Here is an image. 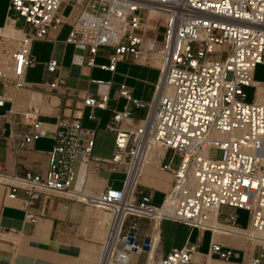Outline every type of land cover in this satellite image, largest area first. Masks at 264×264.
<instances>
[{
	"label": "built area",
	"instance_id": "2783aa9c",
	"mask_svg": "<svg viewBox=\"0 0 264 264\" xmlns=\"http://www.w3.org/2000/svg\"><path fill=\"white\" fill-rule=\"evenodd\" d=\"M66 25L70 31L65 43L88 49V67L114 73L121 61L139 62L159 70L160 78L149 103L120 84L119 96L126 105L112 111L106 125L116 135L110 159L93 156L96 132L81 122L84 108L92 109L90 119H95L94 109H108L105 94L87 96L75 113L57 118L46 176L0 168V185L8 197L25 194V221L36 223V201L51 195L106 211L110 220L104 264H127L129 255L149 253L158 220L160 226L172 221L212 237L226 228L252 230L254 247L264 251V96L257 97L264 82L254 80L257 66H264V0H9L0 27V132L8 125L5 138L13 155L49 133L39 120L41 108L15 109L5 87L37 91L48 99L55 92H68L59 75L39 83L26 80L35 64L34 43H56ZM9 29L20 33L4 35ZM102 48L113 53L108 64L98 65L95 59ZM45 68L52 75L61 64L51 58ZM245 88L254 89L251 102ZM135 110L144 115L135 118ZM155 148L164 151L160 169L172 176L160 205L154 202L153 189L138 182ZM212 149L222 150L223 158L211 160ZM79 163L92 164L95 175L103 165L110 174H124L121 188L110 185L95 194L73 190ZM238 210L249 213L246 227L238 224ZM141 221L148 223L147 233ZM233 254L234 249L218 241L210 242L205 255L199 242H187L160 256L158 264H208L209 259L229 261ZM197 255L202 257L199 262ZM251 264H264V253Z\"/></svg>",
	"mask_w": 264,
	"mask_h": 264
},
{
	"label": "crops",
	"instance_id": "0c3cea01",
	"mask_svg": "<svg viewBox=\"0 0 264 264\" xmlns=\"http://www.w3.org/2000/svg\"><path fill=\"white\" fill-rule=\"evenodd\" d=\"M9 0H6V9ZM4 23V22H3ZM70 27L66 25L60 33L57 34V42L39 41L34 43L32 47V56L35 59V64L27 70L26 80L31 83H39L44 80L52 81L58 75L63 77L69 87L67 93L62 94L55 92L48 99L45 95L37 91L29 89L16 90L11 85L5 87V94L11 98L14 108L20 111L28 110L31 106H39L42 110L39 120L45 125L49 135L43 137L28 149H21L13 155L7 148L6 136L8 135V125L4 127V134L0 132V168L7 169L10 173L23 174L27 171L39 173L46 176L49 171V152L54 147L53 136L56 132L57 118L61 115H72L76 111V107L81 105L82 100L87 96H102L109 95L108 109H94L93 114L95 119H90L89 115L92 112L90 108H84L82 111V126L86 129H91L96 132L95 147L93 156L102 159H110L113 156L115 145V133L108 131L106 125L109 123L112 111H122L126 105V101L119 96V86L125 83L132 90L133 96L143 102H152L156 95L157 84L159 76L152 72L155 68L144 66L139 62L121 61L117 64L114 73L103 71L98 67L90 68L87 65L89 59V51L87 48H76L73 45L65 43ZM113 50L110 48H102L96 56V63L108 64L109 58ZM55 58L61 64V68L54 74L46 72L45 64L51 59ZM157 70V69H156ZM102 80L105 82L111 81V86L97 84L96 81ZM142 111L135 110V118L142 117ZM84 167L85 174L83 178H79L77 169ZM93 165L85 164L76 165V180L73 183V190L81 192L86 191L90 185L91 180L103 183L105 189L107 186L114 184L110 182V177L103 165V170L98 174H93ZM171 176V175H170ZM80 179V180H79ZM77 180L79 183H77ZM82 180V181H81ZM172 182V181H171ZM144 185V184H142ZM153 189L154 202L157 195L164 198V193L167 190ZM115 188V187H114ZM121 188V187H120ZM119 188V189H120ZM2 189V190H1ZM0 186V231L8 232V234H20L25 242L37 241L42 248H51L47 246L46 239L52 237L65 236L82 224L85 218L86 204L81 203L73 198L65 196L51 195L48 197H40L34 207L33 213L38 216L36 223L26 222L24 219V211L22 210V203L25 198L23 191L18 193L16 199L8 197V190ZM101 190V191H102ZM140 190H148L141 187ZM160 202V203H161ZM156 204V205H160ZM94 216V215H93ZM95 217V216H94ZM96 218V217H95ZM94 218V219H95ZM96 220V219H95ZM97 222V220H96ZM141 230L143 233L148 232V223L141 221ZM74 229H72V227ZM161 224V256L167 254L173 249L182 248L187 242L200 243V251L202 254L208 252L211 241H217L212 237L210 232H201L198 229L191 228L180 223H173L171 225V236H178V242H174L169 250H165L163 236L164 227ZM46 229L45 235L43 229ZM97 227V225H96ZM92 229V228H91ZM95 233V232H94ZM28 239V240H27ZM41 240V241H40ZM100 240L79 238L77 243L71 248L89 249L91 245L99 247ZM218 242L226 247L234 249V254L229 261H221L217 259H209L208 264H251L252 259L260 258L264 253L261 247H254L251 251H247L244 247H235L225 244L226 241L221 239ZM11 246V245H10ZM54 246H65L56 244ZM11 248V247H10ZM196 261H201L200 255L195 256ZM58 264V263H57Z\"/></svg>",
	"mask_w": 264,
	"mask_h": 264
},
{
	"label": "bare ground",
	"instance_id": "6f19581e",
	"mask_svg": "<svg viewBox=\"0 0 264 264\" xmlns=\"http://www.w3.org/2000/svg\"><path fill=\"white\" fill-rule=\"evenodd\" d=\"M12 29L3 31L4 35H16L20 31L13 32ZM264 96V90L259 89L257 97L258 99ZM164 151L160 148H155L149 155L147 163L142 168V175L138 177V182L147 186H151L157 189L168 190L172 181V176L165 174L160 169V158ZM79 178H83L85 174V168L81 167L77 169ZM80 180V179H79ZM82 181V180H81ZM77 183L79 181L77 180ZM91 187L86 191V194H95L101 192L104 188V184L99 181L91 180ZM2 190V189H1ZM7 191V190H6ZM2 192L0 191V195ZM94 217L97 220V227L95 228L94 239L100 240L99 247L91 245L89 249L71 248L68 246H53L51 248H42L37 241L25 242L22 240L20 234H0V264H104L102 260L104 240L106 236L107 223H109L110 216L104 210L96 208L93 210ZM215 220V218H214ZM240 233L239 234H236ZM46 229H43V235H45ZM161 226L160 220L154 223L152 233V244L149 251L148 264H158V260L161 256ZM252 230H240L234 231L226 228L215 233V240H225L226 245H232L235 247H244L247 251L254 249L256 240L251 238ZM28 240V239H27ZM41 241V240H40ZM14 244L13 248L10 245ZM36 256L39 259H36ZM137 255H129L127 257L128 263L132 264L133 258Z\"/></svg>",
	"mask_w": 264,
	"mask_h": 264
},
{
	"label": "rangeland",
	"instance_id": "374dc122",
	"mask_svg": "<svg viewBox=\"0 0 264 264\" xmlns=\"http://www.w3.org/2000/svg\"><path fill=\"white\" fill-rule=\"evenodd\" d=\"M5 16H6V0H0V27H2L3 25ZM152 73L156 76L160 75L159 70H156V69L153 70ZM254 80L258 82H264V66L263 65L257 66L255 73H254ZM245 93L247 95V102H251L254 97V89L245 88ZM223 155H224V152L222 150L212 149L209 153V158L211 160H220L223 158ZM171 156H172V152L168 153L167 161H169ZM108 176L110 177V182L114 184V187L116 189H119L122 186L123 180L125 178L124 174L115 172L112 174H108ZM161 199H162V196L157 195L155 204H159L161 202ZM85 206L87 209H86V212L84 215L85 218L83 219L82 224L78 225V227H75V229L74 227L71 226L72 229L74 230L67 233L65 236L63 235L58 238L54 236L51 239H46L45 243L47 246H54L56 244L65 245V246H73L77 243L80 237L83 239L93 238V234L95 232V228L97 224L93 216L94 214L93 210H96V208H92L89 205H85ZM237 214H238V224L242 227H246L247 221L249 218L248 211L238 210ZM173 223L175 222L166 221V220L163 222V225H164L163 226L164 227L163 242H164L165 250H169L170 246H172L174 242H178V236H174L172 238L170 234L171 233L170 229L172 227L171 225H173ZM0 234L5 235V234H8V232L0 231ZM13 247H14V244L13 245L11 244V248ZM36 259H39V257L36 256ZM148 260H149V253H146L140 257L137 256L136 258H133L132 264H148Z\"/></svg>",
	"mask_w": 264,
	"mask_h": 264
}]
</instances>
